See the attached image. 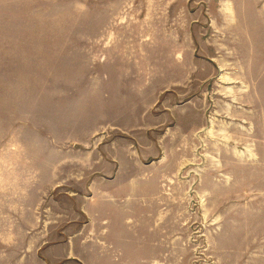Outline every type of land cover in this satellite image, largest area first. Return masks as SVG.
Returning a JSON list of instances; mask_svg holds the SVG:
<instances>
[{
  "label": "rangeland",
  "instance_id": "rangeland-1",
  "mask_svg": "<svg viewBox=\"0 0 264 264\" xmlns=\"http://www.w3.org/2000/svg\"><path fill=\"white\" fill-rule=\"evenodd\" d=\"M37 186L48 224L2 226ZM106 192L136 210L99 263ZM28 253L264 264V0H0V264Z\"/></svg>",
  "mask_w": 264,
  "mask_h": 264
},
{
  "label": "crops",
  "instance_id": "crops-1",
  "mask_svg": "<svg viewBox=\"0 0 264 264\" xmlns=\"http://www.w3.org/2000/svg\"><path fill=\"white\" fill-rule=\"evenodd\" d=\"M41 190L42 188L40 186H37V189H31L28 191H23L22 189L23 192L21 190H10L9 193H7V196H9V200L6 201H9V205H7L8 207L5 206L6 210L4 211V213H11V215L9 216V218H7L8 216L5 218V221L3 222L4 225L2 226H4L5 228L22 230V232H24L23 237H26L27 230L29 229L38 228L39 226L43 229L45 227L44 224H48V222L46 223L43 220V217L38 214L39 197H43L41 195ZM134 190L138 192V195H135V197H139V195L141 194L144 195L145 193H148L147 191H149L148 189L147 191L143 189H133V191ZM148 194H151V191ZM119 196L120 195L118 194L114 195L109 192L100 193V196H93L91 199V201L95 200L96 204L93 205L92 208L84 209V213L88 218L86 228H89L91 230V227L92 229H97V227H99L98 234L94 233L93 236L90 235L88 239H84L85 253L89 254V259L95 262L102 263L105 259H108V243L113 242L112 240H115L117 238L119 239L120 237H123V235L128 233V231L124 228V223L127 222V218H123L121 216L122 214L124 215L127 212L133 213L136 209H134L133 207L129 208V206L128 208H125L123 204L119 203ZM129 196V193L126 194V198H129ZM134 202L135 200H132V203ZM137 202L139 203V200H137ZM137 211L139 210L137 209ZM41 213L43 214V207ZM98 243L102 248L100 247L96 252L95 245H97ZM102 244L104 245V247L102 246ZM21 257L22 260L30 262L35 261V264H46L43 259H40L34 253H28L26 255L23 254ZM70 257H73V259H79V257H76L75 254L74 256H71L69 254L66 259H70ZM45 258L51 261H55V255L52 258L48 255H45L44 259ZM58 259H65V257H59Z\"/></svg>",
  "mask_w": 264,
  "mask_h": 264
}]
</instances>
